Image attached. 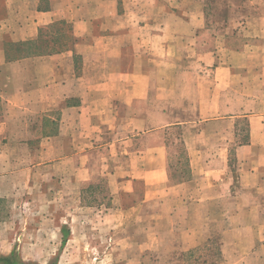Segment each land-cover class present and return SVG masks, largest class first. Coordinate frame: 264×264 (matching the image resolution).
I'll use <instances>...</instances> for the list:
<instances>
[{
  "label": "crops",
  "instance_id": "obj_1",
  "mask_svg": "<svg viewBox=\"0 0 264 264\" xmlns=\"http://www.w3.org/2000/svg\"><path fill=\"white\" fill-rule=\"evenodd\" d=\"M178 1L0 0V189L46 180L82 190L102 166L112 194H136L138 183L146 189L132 209L162 186L153 198L177 206L215 202L235 189L241 205L244 191L264 192V168L256 166L263 135L255 133L262 121L245 114L256 95H243L264 71L253 74L248 44L237 46L230 33L212 45L204 0H186V10ZM243 116L246 140L232 149L226 141L222 150L198 144L216 124H229L238 140ZM175 129L189 163L178 181L168 145ZM232 155L235 168L226 164ZM257 196L247 204H262L264 193ZM248 226L223 233L237 234L229 252L248 253L245 234L257 242Z\"/></svg>",
  "mask_w": 264,
  "mask_h": 264
},
{
  "label": "rangeland",
  "instance_id": "obj_2",
  "mask_svg": "<svg viewBox=\"0 0 264 264\" xmlns=\"http://www.w3.org/2000/svg\"><path fill=\"white\" fill-rule=\"evenodd\" d=\"M204 2L212 45L222 44L226 33L237 41V46L248 44L244 48L253 54V64H248L252 65L255 76L261 75L259 70L264 71V0ZM178 3L186 10V0ZM263 79L261 76V81H257L251 91H243L244 97L250 92L256 95L257 102L247 105L245 114L262 121L255 131L263 135L259 139L262 147ZM247 119L243 116L238 122V140L231 141L233 129L229 124H216L210 128L211 135L204 140L200 138L198 144L222 150L226 141L227 147L232 149L235 142L246 140ZM181 137L180 130L175 129L168 141L172 181L189 175L186 144ZM121 158H115L116 162ZM86 161H90L88 157ZM256 163L260 169L264 168V152L256 158ZM226 164L235 168L239 161L232 155ZM106 174L100 166L94 171L93 179L83 182L82 190L69 183L66 188H60L56 181L53 184L46 180L23 181L18 187H11L12 182H7L5 189H0V255L16 253L20 259L32 264H213L216 261L264 264V202L247 204V200H252V194L260 195L257 198L261 200L263 189L244 191L242 197L246 204L241 205L233 202L234 192L240 191L235 189L215 202L177 206L172 199L164 205L160 197L153 198L166 192L162 186L149 191L151 198L142 207L138 205L132 209L144 199L146 189L138 183L136 194H112ZM227 174L231 177L230 172ZM240 206L252 209L253 213L248 211L236 216ZM172 209H177L176 215ZM242 222L249 225L248 228L255 225L257 242L250 234H245L240 245L248 253L239 254L234 249L229 252L237 234L224 238L223 233ZM224 244L226 253L222 250ZM254 245L257 249L252 248Z\"/></svg>",
  "mask_w": 264,
  "mask_h": 264
},
{
  "label": "trees",
  "instance_id": "obj_3",
  "mask_svg": "<svg viewBox=\"0 0 264 264\" xmlns=\"http://www.w3.org/2000/svg\"><path fill=\"white\" fill-rule=\"evenodd\" d=\"M44 51H48V49H45ZM0 264H32V263L23 261L17 256L16 253H11L8 255H0Z\"/></svg>",
  "mask_w": 264,
  "mask_h": 264
}]
</instances>
